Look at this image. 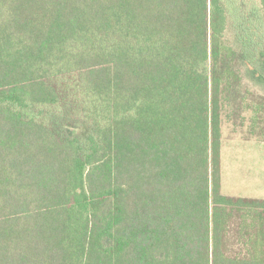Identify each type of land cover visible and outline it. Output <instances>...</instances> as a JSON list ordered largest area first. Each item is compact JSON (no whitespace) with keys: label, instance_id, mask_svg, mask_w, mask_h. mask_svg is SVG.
Returning a JSON list of instances; mask_svg holds the SVG:
<instances>
[{"label":"trees","instance_id":"16d2710c","mask_svg":"<svg viewBox=\"0 0 264 264\" xmlns=\"http://www.w3.org/2000/svg\"><path fill=\"white\" fill-rule=\"evenodd\" d=\"M249 77L264 0H0V264H264V200L220 192Z\"/></svg>","mask_w":264,"mask_h":264},{"label":"rangeland","instance_id":"374dc122","mask_svg":"<svg viewBox=\"0 0 264 264\" xmlns=\"http://www.w3.org/2000/svg\"><path fill=\"white\" fill-rule=\"evenodd\" d=\"M257 84L242 79L223 94L220 192L226 197L264 200V137L251 133L248 109L264 96Z\"/></svg>","mask_w":264,"mask_h":264}]
</instances>
